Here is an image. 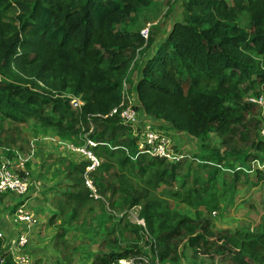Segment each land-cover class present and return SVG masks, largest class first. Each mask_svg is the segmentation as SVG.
Instances as JSON below:
<instances>
[{
  "label": "trees",
  "instance_id": "obj_1",
  "mask_svg": "<svg viewBox=\"0 0 264 264\" xmlns=\"http://www.w3.org/2000/svg\"><path fill=\"white\" fill-rule=\"evenodd\" d=\"M146 1L15 0V7L0 0V147L24 150L20 126L31 120L63 136L91 130L98 164L87 175L98 197L85 183L90 159L57 158L63 180L48 200L54 211L47 220L56 228L55 249L67 244L69 226L100 209L110 232L90 264L147 256L141 243L159 263L179 264L191 249L230 264H264V222L247 232L216 229L200 210L190 217L174 207L219 186L233 194L238 185L264 184V168L253 166L264 162V104L244 98L264 94V0H181V19L156 44V28L147 37L131 28ZM132 61L138 108L200 139L198 152L177 162L139 153L130 127L109 115ZM51 78H69L84 104L73 109L69 98L41 89ZM134 207L144 226L129 219ZM3 244L0 237V264H16Z\"/></svg>",
  "mask_w": 264,
  "mask_h": 264
},
{
  "label": "rangeland",
  "instance_id": "obj_2",
  "mask_svg": "<svg viewBox=\"0 0 264 264\" xmlns=\"http://www.w3.org/2000/svg\"><path fill=\"white\" fill-rule=\"evenodd\" d=\"M10 1L15 3V7H18L15 0ZM13 14H10V16H13ZM133 15L136 18L131 23L133 30L142 32L144 30L151 31L153 28H156L158 31L156 44L157 40L163 38V35L168 32L172 24L181 19V0H147ZM133 15L131 16L133 17ZM247 19V13H242L240 24L243 25ZM117 26L122 27V24H115V27ZM92 48L93 50L100 48V45L94 43ZM154 48L155 45L144 53L143 58L146 54H151L155 50ZM136 58H138V55ZM141 59L140 56L138 61ZM13 70L16 69L13 67ZM138 74L137 64L135 65L132 61L128 68V77L125 75L124 78L126 79L127 77V80H123L126 86V93L131 99L134 98L136 103L139 102L136 101L137 96L133 83ZM0 78H3L1 73ZM68 79H65L63 82H54L51 78L48 83L39 82V85L42 87L41 89L48 91L54 98H69L73 109L79 108L85 102L83 95H74L67 82ZM8 80H11V78H8ZM263 97L264 94L258 97L248 94L244 98L263 105ZM259 100H262V102L260 103ZM151 120L158 127L169 133L173 140L178 141L179 144H175L185 154L192 155L201 149L202 141L200 139L192 137L183 131H176L165 120L158 119V121H154L152 118ZM7 124L4 123V125ZM20 127L22 130L21 136L24 139V150L0 147V161L2 158H9L16 167L15 169L18 172L21 171L27 178L29 189L25 199L29 203L34 204L33 202H36L40 198L38 207L33 206L32 208V213L39 219L40 224L36 223V227L32 229V240L30 244L28 243V251L32 254L34 263L90 264L89 259L93 253L106 250L102 248L101 242L104 238H107L110 232L109 223H106L107 214L100 209H95L90 214V217L86 219L84 225L69 226L67 244L59 249H55L53 244L56 228L46 221L54 210L44 205L45 200L50 199L54 189H57V184L63 180V174L57 172L61 169L57 158L64 157L74 162L87 158L84 153L76 150V148L83 145V133L77 136L66 133L63 136L58 133V130L54 126L45 125L34 120L21 124ZM209 140L211 144L215 145L219 142V139L212 134H210ZM19 162L23 163L22 169H17ZM17 201H19V198L14 197L12 194L0 195V226L6 233L10 231L11 234L15 233L16 229L19 228V225L16 228L12 215L16 206L15 202ZM174 207L182 214L190 217H194L195 211L200 210L210 219L212 226L216 229H228L240 232L252 231L258 223L264 222V184L238 185L233 194L229 193V190L225 189L224 186H219L215 192L203 194L192 205H186L175 200ZM207 208H210V214H208ZM138 210V207H134L129 211L128 216L132 222L138 223L136 220V217L138 218ZM112 213L114 216H119L117 211L112 210ZM41 220L45 223L41 224ZM3 245L6 246L5 241ZM141 245H143V250L146 252L148 260H152L153 253L150 246L143 243ZM186 254L187 257L181 260L179 264H230L222 257L211 258L202 254H194L191 249L186 250ZM158 264L172 263L166 261Z\"/></svg>",
  "mask_w": 264,
  "mask_h": 264
},
{
  "label": "built area",
  "instance_id": "obj_3",
  "mask_svg": "<svg viewBox=\"0 0 264 264\" xmlns=\"http://www.w3.org/2000/svg\"><path fill=\"white\" fill-rule=\"evenodd\" d=\"M142 34L147 37L148 30L142 31ZM122 85L121 101L112 107L109 115L117 114L121 123L130 127L131 133L136 140L138 152L146 153L154 157L165 158L170 162H177L185 156H188V154H185L178 148L169 133L158 127L150 117L138 108V103L134 101V98H132V102V99L126 93L125 82H123ZM136 101H138L137 98ZM259 102L261 103L262 100H259ZM90 131L91 130L83 134V145L76 148V150L84 153L87 157L86 159H90L91 161L86 170L85 183L91 190L92 195L98 197L92 181L87 175V172L98 164L97 157L89 149V146L95 145L94 141L88 136ZM258 135L264 140V124L260 127ZM253 166L264 168V162L259 163L255 161L253 162ZM22 167L23 163L19 162L17 169H22ZM15 168L12 160H9V158H2L0 161V195L12 194L14 197L19 198V201L15 202L16 206L12 215L13 221L21 224L22 227L12 234L11 231L6 233L0 229V237L4 239L7 250L16 264H35L33 256L27 250V246L30 239V231L37 223V220L28 207V200L25 199L29 189V182L25 176H20ZM130 210H127V212L129 213ZM136 220L139 224L144 226V221L142 219L139 220L136 217ZM158 260V256L155 252L152 255V260H148L145 255H138L120 257L107 264H158Z\"/></svg>",
  "mask_w": 264,
  "mask_h": 264
},
{
  "label": "crops",
  "instance_id": "obj_4",
  "mask_svg": "<svg viewBox=\"0 0 264 264\" xmlns=\"http://www.w3.org/2000/svg\"><path fill=\"white\" fill-rule=\"evenodd\" d=\"M174 141H175V140H174ZM175 143H176V144H179L178 141H177V142L175 141ZM39 199H40V198H39ZM39 199L36 200V202L34 201V202H33L34 204H31V202L29 203V201H27L28 207H29V209H30L31 211H32L33 206L38 207V205H39V203H40ZM15 200H16V199H15ZM48 200H49V199L45 200L44 205L47 206L48 208H50V205H49V203H48ZM51 209H52V208H51ZM34 216H35V214H34ZM35 217H36V216H35ZM48 218H49V217H48ZM36 219H37V224H38V223L40 224V222L38 221L39 219H38V218H36ZM0 220H1V218H0ZM47 220H48V219H47ZM47 220H46V221H47ZM41 221H42L41 224H42V223H45L43 220H41ZM11 222H12V219H11ZM11 222H10V224H11ZM15 224H16V228H17V226L19 225V228H17L16 231L20 230L21 227H22V225L19 224V223H15ZM37 224H35V225L32 227V229H33L34 227H36ZM1 225H2V224H1ZM2 226L4 227V225H2ZM12 226H13V223H12ZM0 229H2L1 226H0ZM32 229H31V231H32ZM2 230L4 231V229H2ZM31 231H30V234H29V236H30L29 244H30V242H31V240H32V234H33ZM29 244H28V245H29ZM27 250H28V246H27ZM28 252H29V251H28ZM30 254H31V253H30ZM31 255H32V254H31Z\"/></svg>",
  "mask_w": 264,
  "mask_h": 264
}]
</instances>
